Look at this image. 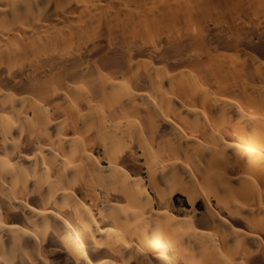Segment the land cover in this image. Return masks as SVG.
<instances>
[{
  "label": "bare ground",
  "instance_id": "1",
  "mask_svg": "<svg viewBox=\"0 0 264 264\" xmlns=\"http://www.w3.org/2000/svg\"><path fill=\"white\" fill-rule=\"evenodd\" d=\"M0 264H264V0H0Z\"/></svg>",
  "mask_w": 264,
  "mask_h": 264
},
{
  "label": "rangeland",
  "instance_id": "2",
  "mask_svg": "<svg viewBox=\"0 0 264 264\" xmlns=\"http://www.w3.org/2000/svg\"><path fill=\"white\" fill-rule=\"evenodd\" d=\"M181 197H184V196L181 195Z\"/></svg>",
  "mask_w": 264,
  "mask_h": 264
}]
</instances>
